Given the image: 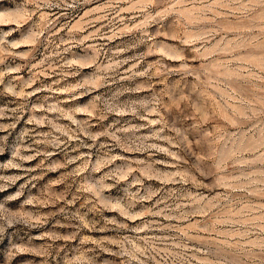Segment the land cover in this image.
Masks as SVG:
<instances>
[{"label": "clouds", "instance_id": "clouds-1", "mask_svg": "<svg viewBox=\"0 0 264 264\" xmlns=\"http://www.w3.org/2000/svg\"><path fill=\"white\" fill-rule=\"evenodd\" d=\"M91 0H26L23 5L26 11L21 24L31 20L33 30L24 43L31 44L35 47L41 37L47 32L49 40L52 35V29L56 27L58 14L51 11L52 9H63V13L67 14L69 10L90 3ZM264 5V0H249V4ZM186 0H108L103 6L104 14L97 19L108 20L111 25V35L108 33L97 32L89 33L76 39L74 35L71 39L61 40L60 44L52 52L55 62L47 65L58 69L53 74H58L61 79L68 76L80 75L81 70L92 67L95 71L91 75L85 76L79 83L59 89L60 91L70 94L73 100L80 96L94 94L92 101L85 107H76L66 110L60 107L61 101L56 100L55 103L49 104L52 95L57 89L48 86L50 95L43 98V103L36 107L45 111H51L56 114L55 120L47 117L36 119L33 115L28 123L39 125L41 123L48 124L51 128L48 132L39 133L34 137L33 144L25 146L26 139H32L34 128L26 129L20 136L21 144L12 152V160L5 165L11 169H21L25 174L33 172L36 169L26 168L25 162L32 161L38 156L44 159L51 157L54 152L48 151L49 147L53 150H63L67 152L69 144L73 141L78 142V147L88 149H98L95 159L88 153L67 157L64 163L45 164L43 161L37 166L43 171L55 172L61 168H67L68 165H75L72 171L61 175L59 180L52 181L44 193L40 197L30 196L24 201V206L39 208L42 205L64 203L65 207L59 209V214L64 215L70 222H75L74 226L77 231L83 229L95 230L96 224L87 220V212H69L66 210L67 204L75 203L77 199L83 198L89 206V210L93 213L103 214L105 210L108 212H117L126 221L141 220V224L135 228L129 229V225L120 222L115 217L112 219L104 218L105 228H111L119 232L127 230L135 233L134 236L122 237L119 241L120 251L116 253L124 259L125 264H193L194 257H190L188 252V240L198 239L195 236H189L187 228L180 229L177 225L172 224V220L187 221L193 215H205L216 209L222 212V209L231 204L227 201V205L220 200L210 201L209 197L193 193L190 189L203 188L205 185L197 179V174L201 177H215L223 174L228 165V161L233 157H240L244 141L236 133L228 132L225 128H217L213 132H204L203 139L207 142V151L203 154L193 151V145L189 141L186 132L189 126L185 124L184 117L172 113L173 108H178L180 103H184L185 107L179 109L183 113L186 109H195L201 118L208 110L205 106V97L208 95V89L216 87L219 90L223 84L229 87V84L221 79L223 73L214 71L219 67L215 61V54L222 49L217 43L209 47L214 38L212 31H191L187 25L183 26L182 31L172 36L173 40H179L178 45L163 44L156 40L157 36L163 35L162 32H151L150 27L163 21L170 14L184 16L181 8L185 6ZM121 5H127L122 8ZM92 11H102V9H93ZM130 12L128 23L131 27L118 25L125 24V17L121 12ZM111 15V19H109ZM37 19L33 20V17ZM137 18H139L138 22ZM83 21V17L81 18ZM94 23L92 20L83 21L76 25L71 32L83 31L86 26ZM191 24V21H188ZM67 27V25H65ZM132 35L133 42L125 48H117L115 50L106 47L108 40L117 36ZM103 39L104 43H97V39ZM88 41H93L88 43ZM75 46H82L83 55L74 53L72 50ZM144 46L147 50L136 55L120 59L121 52H127L130 49H137ZM15 49L16 44L9 45L5 38L0 37V51L7 48ZM21 58H26L27 53H13ZM65 54H68L67 56ZM6 55V54H5ZM149 56H158L154 63H149L143 71H134L138 65ZM70 57V58H69ZM4 56H0V63H3ZM51 60V57H46ZM192 60H200V66L194 67L190 63ZM132 61V66L123 73L121 68L124 64ZM169 62H176L178 66H170ZM45 65V61H41L40 65ZM9 72H18L19 68H10ZM5 72H0V84L4 83L3 77ZM179 75L181 77H195L196 83L191 89L190 96H182L179 101L169 97L171 104H165L163 101L164 93H157L153 87L152 81L159 80L164 82L169 76ZM38 77L33 78V82ZM137 78L144 83L133 84ZM127 82V84L125 83ZM60 81L57 80L56 84ZM203 86V90L201 87ZM110 88L108 93L95 94L99 89ZM151 90V96H145L137 99H122L126 94H138ZM5 93L18 97L20 104L17 109H13V113H19L17 119L21 118L29 102V97L34 93L26 91H17L15 84H10L4 89ZM42 91V89H37ZM199 101V103H197ZM45 105H48L45 107ZM162 110L163 114H162ZM35 112V107L32 109ZM78 113L85 114L87 119H77ZM6 115L5 109H0V119ZM237 118L244 120L257 121L254 128L261 130L264 134V103L256 106L251 101H241V108L234 110ZM115 117L104 131H93V120L106 121L109 117ZM158 117V119H149V117ZM67 118L70 124H60L58 121ZM167 117V118H165ZM147 121L146 123H136V121ZM201 120H197L200 124ZM159 124L157 128L152 125ZM15 125H2L0 129L14 128ZM151 129L148 135L141 134V129ZM171 133V134H169ZM82 137L88 141L85 142ZM7 137H0V142L6 141ZM103 140V142H101ZM222 142V143H221ZM167 145V146H165ZM43 146V148H41ZM199 147V145H198ZM175 149L173 151L172 149ZM117 149L125 152L148 153L149 155L163 154L171 157L174 163L171 165L175 171H161L156 168L157 164H165L164 160H153L151 162L145 160H128L125 157L114 155ZM4 148L0 146V153ZM31 151L33 154H25ZM187 157V159L185 158ZM122 161L121 164H115V161ZM191 161V163H189ZM41 177H32L33 180ZM21 176H4L0 175V192L5 191L11 184H15ZM238 180L239 177H234ZM159 180L161 187L153 188L146 181ZM70 182V185H76V195L71 201L66 199V193L56 194L53 186ZM172 184L176 187L164 188V185ZM121 186L122 195L114 197L111 189ZM216 185L213 184V187ZM27 185H22L21 190L16 192L9 200L18 199L24 195L23 189ZM154 197H159L152 205V208L145 207L146 202L152 201ZM221 199L227 200L226 197ZM163 205V207H160ZM143 208V211H137V208ZM194 206V211H185L186 208ZM56 213L44 214L40 211H20L9 212L4 203H0V237H2L9 229L25 228L29 231L43 229L49 222V217ZM163 216L170 223L162 224L156 219L144 220V217H160ZM242 223L240 220H231L223 218V214L217 216L214 224L210 225L208 231H215L217 225L231 226L233 224ZM63 227V225H61ZM170 230L176 233L172 237H157L147 235L148 232L154 230ZM141 233H145L141 235ZM223 235H230V232H224ZM77 233L71 236H62L58 233H43L36 239H44L47 237L50 241H67L75 239ZM179 240L180 243L172 244L173 241ZM116 241L103 238L94 239L92 237H84L81 241L82 248L76 255L66 261V264H95V260L89 256L86 247L91 245L95 249L109 252L110 248L106 245L115 243ZM205 245H211V241H203ZM172 245L176 250H168ZM163 246V247H162ZM51 247V244L48 245ZM18 252L32 251V249L19 247ZM197 252L200 249H196ZM163 252V255L161 253ZM207 255L216 256L218 249L206 247ZM45 254L47 251L45 250ZM159 258V259H158ZM217 264H220L217 261ZM224 264H228L225 260Z\"/></svg>", "mask_w": 264, "mask_h": 264}, {"label": "rangeland", "instance_id": "rangeland-1", "mask_svg": "<svg viewBox=\"0 0 264 264\" xmlns=\"http://www.w3.org/2000/svg\"><path fill=\"white\" fill-rule=\"evenodd\" d=\"M108 0H91L90 3L83 4L76 9L69 10L68 13H63V9H52L51 11L58 14L56 27L52 29L55 35L49 40V33H45L41 37V41L33 47L31 44L24 43L33 30L32 21L21 24L26 11L23 5L26 0H0V37L5 38L9 45L16 44L15 49L7 48L0 51V56H4L3 63H0V72H5L3 77L4 83L0 84V109H5L6 115L0 119L2 125H15L14 128L0 129V137H7L6 141L0 142V146L4 151L0 153V175L4 176H21L15 184H11L5 191L0 192V203H4L5 208L9 212L20 211H40L44 214L56 213L49 217L48 224L40 230L29 231L25 228L9 229L2 237H0V264H66V261L72 258L81 250V241L84 237H92L94 239L109 238L116 241L113 244L106 245L110 248L109 252H104L93 248L91 245L84 246L89 251V256L95 260V264H125L123 258L116 255L120 251L119 241L125 236H134L135 233L127 230L117 232L111 228H105L104 218L112 219L115 217L120 222L127 223L129 229L135 228L141 224V220L126 221L117 212H108L105 210L103 214L93 213L89 210V206L83 198L77 199L75 203L67 204L66 210L69 212H87L86 219L93 221L96 224L95 230L83 229L79 232L74 226L75 222H70L67 217L59 214V209L65 207L64 203L53 205H42L39 208L25 207L24 201L30 196L40 197L46 191L48 185L52 181L59 180L61 175L72 171L75 165H68L67 168L58 169L55 172H47L37 166L43 161L46 165L52 163H64L65 159L70 156L81 155L88 153L93 159L97 156L98 149H88L78 147V142L73 141L69 144L67 152L60 150L56 151L49 147L48 151H53L54 154L48 159L43 156H38L32 161L25 162L26 168L36 169L33 172L25 174L21 169H11L5 167L12 160V152L15 147L21 144L20 136L26 129L34 128L33 138L24 141L25 146L33 144L34 137L42 132L51 130L50 126L45 123L39 125L29 124V119L34 115L36 119L47 117L50 120L56 119V114L51 111H45L42 108L36 107L43 103V98L49 96L48 86L57 89L52 95L49 104L55 103L56 100L61 101L60 107L70 110L76 107H85L93 99L94 94L80 96L73 100L70 94L60 91L72 85L79 83L85 76L91 75L95 69L92 67L81 70L80 75L68 76L61 79L58 74H53L58 69L48 67L50 63L55 62V57L52 56L53 50L60 44L63 39L65 41L71 39L74 35L76 39L86 36L89 33L97 32L108 33L111 35V25L108 20L97 19L104 14L103 6ZM126 8L127 5H121ZM93 9H102V11H92ZM184 16L170 14L163 21L152 25L150 31L162 32L163 35L157 36L156 40L163 44L178 45L179 40H173L171 37L182 31L183 26L187 25L191 31H212L214 38L209 47L217 43L220 44L221 51L215 54V61L219 67L214 71L223 73L222 80H225L229 87H224L222 84L217 90L216 87L208 89V95L205 97V106L207 111L203 118L195 111V109H186L183 113L179 109L185 107L184 103H180L178 108H173L172 113L182 115L185 124L189 126L186 135L193 145V151H198L203 154L207 151V142L203 139L204 132H213L217 128H225L228 132L236 133L244 141L240 157H233L228 161V165L223 174L215 177H201L197 174V179L201 181L205 187L190 189L193 193H199L205 197H209L210 201L220 200L221 203L227 205V201H231L218 212L213 209L207 216L193 215L187 221L172 220L171 223L177 225L180 229L187 228L189 236L198 237V239L188 240V255L194 257L193 264H224L225 260L228 264H264V134L261 130L254 128L257 121L244 120L237 118L234 115V110L241 108V101H251L256 106L264 103V5L249 4V0H186L185 6L181 8ZM124 16L125 24L118 27L128 26V17L130 12H121ZM83 21L92 20L89 26H86L83 31L72 33L71 30ZM37 19L35 16L33 20ZM111 19V15H109ZM139 18H137L138 22ZM191 21V24L188 23ZM67 25V27H65ZM93 41H88L92 43ZM97 43H104L103 39H97ZM132 35L117 36L114 39L108 40L106 47L112 50L117 48H125L132 43ZM147 49L140 46L137 49H130L127 52H121L120 59H125L129 56L144 52ZM74 53L83 55L82 46H75L72 50ZM13 53H27L26 58H21ZM6 54V55H5ZM66 56L68 54H65ZM46 57H51V60H46ZM70 58V57H69ZM158 56H149L142 61L134 71H143L149 63H154ZM41 61H45V65L39 68ZM132 61L124 64L121 68L123 73L132 66ZM190 63L194 67H199L200 60L190 59ZM170 66H178L176 62H169ZM10 68H19L18 72H9ZM38 77L33 82V78ZM59 80L60 83L56 84ZM127 84V82H125ZM144 83L140 78L128 86ZM196 83L195 77H181L172 75L164 82L153 80L152 84L157 93H164L163 101L165 104H171L174 100L179 101L182 96H190L191 89ZM10 84H15L17 91H26L34 93L29 97L28 105L23 116L17 119L19 113H13V109H17L20 104L18 97H13L5 93L4 89ZM42 89V91H37ZM203 90V86L201 87ZM110 88L99 89L95 94L110 92ZM151 90L138 94H126L122 99H137L145 96H151ZM199 103V101H197ZM48 105H45L47 107ZM35 107V112L32 109ZM162 110V114H163ZM77 119H87V116L78 113ZM167 118V117H165ZM115 117L110 116L106 121L93 120V131H104L110 124L113 123ZM149 119H158V117H149ZM200 119L201 123L197 124ZM259 120H264V117H259ZM147 121H139L136 123H146ZM60 124H70L68 119L62 118L58 121ZM159 124L152 125V128L159 127ZM151 129H141V134L148 135ZM171 134V133H169ZM87 143L86 138L82 137ZM103 142V140H101ZM222 143V142H221ZM199 145V147H198ZM167 146V145H165ZM43 148V146H41ZM175 151V149H172ZM203 150V151H202ZM25 154H33L31 151ZM114 155L125 157L128 160H145L151 162L153 160H164L165 164H157L156 168L161 171H175L171 165L174 163L171 157H166L163 154L149 155L148 153L125 152L122 149H117ZM187 159V157H185ZM122 161L117 160L115 164L119 165ZM191 163V161H189ZM32 177H41L33 180ZM234 177H239L234 180ZM153 188H160L159 180L146 181ZM213 184L216 186L213 187ZM22 185H27L23 189L24 195L18 199L9 200L16 192L21 190ZM76 185H70V182L56 184L53 186V191L56 194L66 193V199L71 201L76 195ZM176 187L172 184L164 185V188ZM111 194L114 197L122 195L121 186H116L111 189ZM226 197L227 200L221 199ZM159 197H154L152 201L146 202L145 207L152 208V205ZM163 207V205H160ZM194 206L186 208L185 211H194ZM137 211H143V208H137ZM223 214V218L231 220H240L242 223L233 224L230 227L217 225L215 231H208L210 225L214 224L217 216ZM156 219L162 224L170 223L163 216L160 217H144V220ZM63 225V227L61 226ZM58 233L62 236H71L77 233L75 239L50 241L47 237L44 239H36L35 237L42 236L43 233ZM224 232H230V235H223ZM145 233H141L144 235ZM147 235L157 237H172L176 233L170 230H154L148 232ZM211 241V245H205L203 241ZM175 240L172 242L180 243ZM51 244V247L48 245ZM218 249L217 255H207L206 247ZM24 247L32 249V251L18 252L17 248ZM163 247V246H162ZM196 249H200L199 252ZM45 250L47 254H45ZM168 250H176L172 245H169ZM163 255V252L161 253ZM159 259V258H158Z\"/></svg>", "mask_w": 264, "mask_h": 264}]
</instances>
